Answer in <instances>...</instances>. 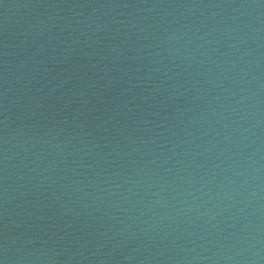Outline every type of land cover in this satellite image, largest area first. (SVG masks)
<instances>
[{
	"label": "water",
	"instance_id": "1",
	"mask_svg": "<svg viewBox=\"0 0 264 264\" xmlns=\"http://www.w3.org/2000/svg\"><path fill=\"white\" fill-rule=\"evenodd\" d=\"M0 264H264V0H0Z\"/></svg>",
	"mask_w": 264,
	"mask_h": 264
}]
</instances>
